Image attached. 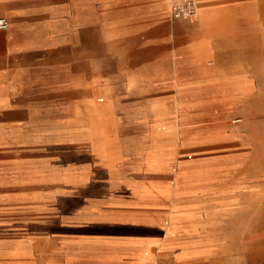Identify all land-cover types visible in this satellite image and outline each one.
<instances>
[{"label": "rangeland", "instance_id": "obj_1", "mask_svg": "<svg viewBox=\"0 0 264 264\" xmlns=\"http://www.w3.org/2000/svg\"><path fill=\"white\" fill-rule=\"evenodd\" d=\"M169 9L154 27L119 43L101 42L94 28L92 98L84 102L93 114H101L100 105H107L108 120L93 115L91 124H85L78 116L86 108L67 102L33 109L30 122L24 116L0 117V264L61 259L43 229V217L36 215H166V205L107 200L126 187L165 183L174 184L175 197L177 180L214 185L208 191L214 188L220 195L215 197L218 213L209 216L203 234L208 251L196 264H264V17H257L254 25L239 11L213 18L215 50L204 56L220 74L217 89L155 90L147 85L121 90L110 84L109 91L100 90L105 75L117 69L130 73L170 66L179 74L186 72L189 83H198L199 68L188 51H180L190 38V23L167 21ZM242 78L250 81L247 88L221 89L229 79L238 83ZM180 102L189 104L182 116L177 114ZM155 107L174 119V128L163 137L149 133L147 114ZM183 126L187 129L181 130ZM85 130L88 136H79ZM159 154L171 156L174 166L156 168L144 162L145 156ZM158 191L164 197V189ZM176 209L172 202L171 214L183 215ZM201 249L185 243L174 255L191 264Z\"/></svg>", "mask_w": 264, "mask_h": 264}, {"label": "crops", "instance_id": "obj_2", "mask_svg": "<svg viewBox=\"0 0 264 264\" xmlns=\"http://www.w3.org/2000/svg\"><path fill=\"white\" fill-rule=\"evenodd\" d=\"M196 3L197 16L183 19L190 23L191 35L180 51H188L191 63L199 68L198 83H189L186 72L179 74L166 65L144 72L117 69L105 75L100 90L109 91L110 84L121 86V90L147 85L155 90H185L190 86L219 88L220 74L204 56L215 50L210 39L213 18L239 11L254 25L257 17H264V0H196ZM167 10L166 0H0V16L8 22L5 29H0V117L24 116V122H30L33 109H48L67 102L73 108L80 107L79 103L86 108L84 116H78L85 124H91L93 115L108 120L104 113L107 105H100L101 114H93L84 102L87 96L92 98L90 66L94 28L99 29L101 42L119 43L142 28L154 27ZM167 21L174 20L169 16ZM221 85L223 91L236 92L247 88L250 81L242 78L236 83L229 79ZM187 107V103H178L177 114L182 116ZM156 109L148 110L149 133L163 137L174 128V119ZM185 129L183 126L181 130ZM78 134L87 137L89 132ZM144 162L156 168L174 166L171 156L166 154L145 156ZM176 171L183 176L181 169L177 167ZM175 182L178 192L175 197L174 184L165 183L126 187L107 200L117 205H166V215L83 212L36 215L43 217V229L50 234L54 251L61 258L46 264H185L174 255L185 243L202 247L191 263L196 264L208 251L203 234L209 216L218 213L215 197L220 195L214 188L208 191L214 185ZM158 188L164 189V197ZM172 202L183 215L171 214Z\"/></svg>", "mask_w": 264, "mask_h": 264}, {"label": "built area", "instance_id": "obj_3", "mask_svg": "<svg viewBox=\"0 0 264 264\" xmlns=\"http://www.w3.org/2000/svg\"><path fill=\"white\" fill-rule=\"evenodd\" d=\"M171 19H186L195 16L196 9L192 0H171V5L169 9ZM7 19L0 16V29H5L7 27ZM159 264H173L169 262H162Z\"/></svg>", "mask_w": 264, "mask_h": 264}, {"label": "bare ground", "instance_id": "obj_4", "mask_svg": "<svg viewBox=\"0 0 264 264\" xmlns=\"http://www.w3.org/2000/svg\"><path fill=\"white\" fill-rule=\"evenodd\" d=\"M166 1H167V7L169 8L170 7V0H166ZM193 3H194V6H195V9H196L195 16H197V14H198V7H197L196 0H193Z\"/></svg>", "mask_w": 264, "mask_h": 264}]
</instances>
